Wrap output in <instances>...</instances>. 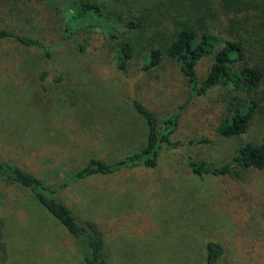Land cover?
<instances>
[{
	"label": "rangeland",
	"instance_id": "1",
	"mask_svg": "<svg viewBox=\"0 0 264 264\" xmlns=\"http://www.w3.org/2000/svg\"><path fill=\"white\" fill-rule=\"evenodd\" d=\"M0 1L16 12L0 15L1 30L47 44L60 42L66 22L73 18L70 40L50 60L37 49L0 39V162L19 166L57 188L92 158L114 163L139 151L146 143V126L130 101L134 89L106 63L116 56L125 29V14L117 18L116 11H123L120 5L82 0L100 6L102 14L84 20L76 18L74 0H38L40 13L31 19L18 7L27 0ZM169 27L167 23L163 29ZM136 37L130 70L136 84L149 82V92L141 99L159 123L168 113L180 115L173 138L182 144L163 151L154 168H122L72 183L60 192L61 201L104 233L108 264H205L208 242L225 250L216 264H264V171L243 175L235 168L230 174L243 179L238 192L245 194L250 221L239 211L242 196L232 189L237 183L231 181L225 195L219 178L199 177L187 164L190 153L209 167H220L246 143L257 144L264 136L257 115L242 135L219 131L229 123L231 101L246 100V93L230 85L205 87L204 94L195 95L179 63L168 58L143 72L145 41ZM217 52L198 64L197 90L207 85ZM0 219L6 251L2 264H84L74 239L33 193L2 178Z\"/></svg>",
	"mask_w": 264,
	"mask_h": 264
},
{
	"label": "trees",
	"instance_id": "2",
	"mask_svg": "<svg viewBox=\"0 0 264 264\" xmlns=\"http://www.w3.org/2000/svg\"><path fill=\"white\" fill-rule=\"evenodd\" d=\"M113 1L123 9L116 13L118 19L125 14L122 25L125 29L122 38L118 37L116 56H113V60L106 59V63L110 67L115 66L129 85L132 84L134 94L130 96V101L145 122V145L134 154L114 163L92 158L84 167L64 179L57 188L48 186L42 179L19 166L0 162V178L8 185H19L33 193L36 201L74 239L82 253L84 264H108L104 233L94 222L81 219L65 205L59 197L60 192L70 184L91 175H109L122 168L138 166L154 168L163 151L177 149L182 144L181 140L173 138L179 129L180 115L177 112L168 113L159 123L149 106L141 99L142 94L149 92L146 88L149 82L136 84L130 70L137 51V34L145 41L146 53L141 58L143 72L158 68L163 59L168 58L179 63L180 71L195 95L204 94L205 87L230 85L233 90L246 93V100L234 98L231 101L233 109L230 107L228 110L231 113L229 123L226 127L219 128L222 135L244 134L255 115L264 126V3L252 4L248 0ZM6 3L0 1V15H14V8ZM18 7L21 8V13L26 12L32 19L39 15L41 3L38 0H27ZM72 8L76 11V18L85 20L102 16L100 6L87 4L82 0H74ZM167 23L170 27L163 29ZM72 24L73 18L65 24L63 39L54 44L5 29H0V39H13L24 47L37 49L50 60L60 45L70 40ZM107 35L116 39L111 33ZM79 48L83 51L85 46L79 45ZM215 50L218 52L208 73L207 85L197 90L196 68L202 59ZM45 76L46 73L42 74L41 82ZM213 109L216 110L213 107L212 113ZM187 164L191 172L199 177L210 175L219 178L221 191L225 195L229 192L227 185L230 187L231 181L237 183V187L232 189L238 192L243 179L234 180L230 174L235 168L240 169L243 175L248 171H264V136L257 144L246 143L220 167H209L197 161L190 153H187ZM237 192L238 197L239 194L242 196L238 200L243 203L239 211L249 216L251 221V210L245 204V194ZM262 219L264 220V216ZM2 228L3 220L0 219V264L6 259ZM225 254L222 245L208 242L205 264H216Z\"/></svg>",
	"mask_w": 264,
	"mask_h": 264
},
{
	"label": "crops",
	"instance_id": "3",
	"mask_svg": "<svg viewBox=\"0 0 264 264\" xmlns=\"http://www.w3.org/2000/svg\"><path fill=\"white\" fill-rule=\"evenodd\" d=\"M144 121V120H143ZM145 123V122H144ZM146 126V125H145Z\"/></svg>",
	"mask_w": 264,
	"mask_h": 264
}]
</instances>
